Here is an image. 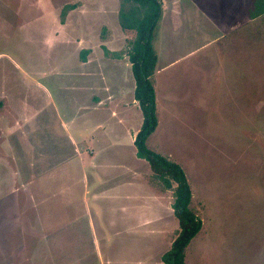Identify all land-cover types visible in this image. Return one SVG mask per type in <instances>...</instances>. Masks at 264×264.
Here are the masks:
<instances>
[{
	"label": "rangeland",
	"instance_id": "1",
	"mask_svg": "<svg viewBox=\"0 0 264 264\" xmlns=\"http://www.w3.org/2000/svg\"><path fill=\"white\" fill-rule=\"evenodd\" d=\"M158 1L146 145L192 192L185 264H264V13ZM123 3L0 0V264H163L177 236L172 191L135 155L132 78L118 94L106 76L136 35Z\"/></svg>",
	"mask_w": 264,
	"mask_h": 264
},
{
	"label": "trees",
	"instance_id": "2",
	"mask_svg": "<svg viewBox=\"0 0 264 264\" xmlns=\"http://www.w3.org/2000/svg\"><path fill=\"white\" fill-rule=\"evenodd\" d=\"M132 7L119 11L122 29L134 30L135 38L127 52L134 82L133 99L141 114V125L135 134L133 145L138 159L148 163L153 178L163 189L173 193L172 210L179 230L170 249L161 256L163 264H185V250L190 241L200 232L202 223L191 208L192 192L183 169L176 163L148 149L147 138L157 126L155 91L152 77L158 56L153 41L162 19L161 3L158 0H122ZM251 17L264 13V0H256Z\"/></svg>",
	"mask_w": 264,
	"mask_h": 264
},
{
	"label": "crops",
	"instance_id": "3",
	"mask_svg": "<svg viewBox=\"0 0 264 264\" xmlns=\"http://www.w3.org/2000/svg\"><path fill=\"white\" fill-rule=\"evenodd\" d=\"M162 20V19H161ZM90 55H88V57H89ZM103 57V56H102ZM91 57H89L86 61H84L83 63H84V66L83 67H85V65H87V63L89 64L90 63V61H91ZM104 61H106V62H111V64H109V66H116V73L114 74V77L112 78L111 76L112 75H109V73H107V71H106V73H107V79L108 80H111V82H110V85L111 86H113V84H112V82L114 83V86L115 87H117V92H118V94L120 93V92H122L123 91V89H124V87H123V85H124V83H123V81H124V79H125V77L127 76L128 78H129V82H131V80H130V77L132 78V73H131V68H130V63H129V61H128V58L126 57V60H124V65H122L123 64V62L121 63L120 61H116V59H111V60H106V59H104ZM87 62V63H86ZM157 63H158V61H157ZM119 65H121V69H119ZM90 66V73H89V76H100L102 73H103V70H102V68H101V66H99V67H96V68H93L91 65H89ZM99 68V70L97 71V69ZM156 68H157V65H156ZM119 70L121 71V72H123V73H125V75L124 76H120V72H119ZM96 71V73H94ZM130 71V72H129ZM155 71H157V69L155 70ZM98 72V73H97ZM109 76V77H108ZM114 78L116 79V81H114ZM96 80V79H95ZM91 81V80H90ZM132 81H133V78H132ZM100 82V81H99ZM95 83V82H94ZM101 83V82H100ZM134 83V82H133ZM90 84H92V82L90 83ZM104 84H105V82H104ZM121 84V85H120ZM119 86H122V87H119ZM131 87H132V90L134 89V85H132V83H131ZM129 87L127 86L126 88H125V90H127V91H129V89H128ZM103 98V97H102ZM134 100V99H133ZM136 103V102H135ZM99 104V103H98ZM136 134V133H135Z\"/></svg>",
	"mask_w": 264,
	"mask_h": 264
}]
</instances>
